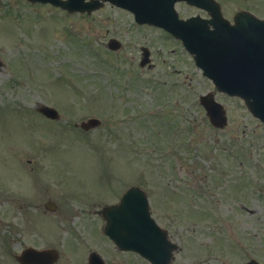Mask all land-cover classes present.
<instances>
[{"label": "rangeland", "instance_id": "obj_1", "mask_svg": "<svg viewBox=\"0 0 264 264\" xmlns=\"http://www.w3.org/2000/svg\"><path fill=\"white\" fill-rule=\"evenodd\" d=\"M219 1L226 13L264 15V0ZM141 47L149 67H139ZM0 62L3 263L32 246L55 249V264H87L92 251L105 264H148L117 251L95 213L131 186L148 192L179 246L171 264L264 263V128L234 100L214 129L198 104L214 87L179 43L110 5L86 16L0 0ZM89 118L101 125L84 132L77 125Z\"/></svg>", "mask_w": 264, "mask_h": 264}, {"label": "water", "instance_id": "obj_2", "mask_svg": "<svg viewBox=\"0 0 264 264\" xmlns=\"http://www.w3.org/2000/svg\"><path fill=\"white\" fill-rule=\"evenodd\" d=\"M31 2H49L55 6H60L67 9L69 12L73 11H87L90 12L101 6L100 0H29ZM108 1L117 6L130 10L135 15L137 22H147L158 26L167 28L173 35L181 38L184 44L190 50L194 49L192 42L188 38L184 30H177L174 25L175 14L173 12V4L177 0H101ZM192 4L195 0H186ZM194 1V2H193ZM175 30H177L175 32ZM111 49H115L112 42ZM205 74L212 77V73L208 71V63L202 59L197 61ZM218 90H223L224 83L216 80L215 82ZM201 103L207 111L210 122L215 127L224 126V117L221 106L212 102L211 96L201 98ZM42 114L51 119L57 118V113L53 109L47 107L38 108ZM99 125L96 119H89L82 122L80 127L88 130ZM102 213L106 220L104 227V234L107 235L118 248L126 251H135L141 257L150 262V264H169L172 258V252L176 250V245L171 244L165 231H161L153 219L150 217L148 210V202L146 197L138 188H130L122 196L119 204L105 207ZM38 260H43L50 264L56 259L55 254L49 252H34ZM90 264H102L96 254H91L89 257ZM28 264V263H27ZM33 264H39L35 262ZM249 264H258L256 262Z\"/></svg>", "mask_w": 264, "mask_h": 264}, {"label": "flooded vegetation", "instance_id": "obj_3", "mask_svg": "<svg viewBox=\"0 0 264 264\" xmlns=\"http://www.w3.org/2000/svg\"><path fill=\"white\" fill-rule=\"evenodd\" d=\"M235 12H232L231 14H229V16H226V19L228 21H230V23H233V17H234ZM249 12L252 13V14H254V15H256L257 17H260L261 18V16L258 15L257 11H255V10H249ZM234 54H236V52H234L233 54L231 53L230 55H234ZM235 61L236 62L252 61V63L256 64V66H258L259 63L263 64V58L261 56V52L259 50H254V49L244 50L243 52L238 51L237 54H236V57H235ZM259 69H260V67L258 66L255 71H258ZM225 100H226V103H225V113H226L227 119L229 118V113L231 111V109H230L231 106L228 103L230 101L237 100V101L240 102V104H242L244 111L252 119L257 120L261 126L264 125L259 119H255L250 114V112L248 111V109H247L244 101H242V100H240L238 98L237 99L236 98H230V97H227V96H225ZM6 253H7V251L5 249V243L0 240V264H6V263H3V258H6ZM1 259H2V262H1Z\"/></svg>", "mask_w": 264, "mask_h": 264}]
</instances>
